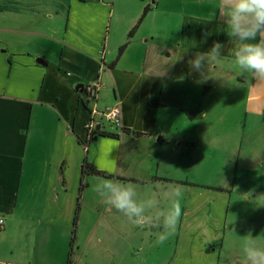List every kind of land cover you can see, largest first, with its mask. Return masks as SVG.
I'll list each match as a JSON object with an SVG mask.
<instances>
[{"label":"crops","instance_id":"0c3cea01","mask_svg":"<svg viewBox=\"0 0 264 264\" xmlns=\"http://www.w3.org/2000/svg\"><path fill=\"white\" fill-rule=\"evenodd\" d=\"M120 1L0 0V264H34L41 241L46 264H65L55 234L81 219L85 160L160 201L156 180L179 189L178 220L157 224L168 264H244L246 240L264 249V80L235 63L220 0ZM214 42L203 80L188 60ZM88 86L120 107L117 132L98 126L118 138L88 133L107 106Z\"/></svg>","mask_w":264,"mask_h":264},{"label":"rangeland","instance_id":"374dc122","mask_svg":"<svg viewBox=\"0 0 264 264\" xmlns=\"http://www.w3.org/2000/svg\"><path fill=\"white\" fill-rule=\"evenodd\" d=\"M117 3L120 5L119 10H127L129 8L124 6V3L120 0H117ZM99 97V104L105 105L106 103V109H111L110 103L105 101L103 95ZM165 100L171 99L166 97ZM99 111L103 110L99 109ZM101 123L106 130H111L112 132H117V129H120L106 120L101 121ZM104 141L117 143L113 139H104ZM105 148L106 146H104ZM88 162L90 163V161ZM146 163L149 164V161L146 160ZM112 166H115V169L118 168L120 173L128 169V167L119 164L118 161ZM128 171L136 175L137 171L142 170L137 162L134 161L133 166L129 167ZM97 177L94 175L93 178H90L89 182L91 185L89 189L83 188L84 193L82 194L85 195V200L78 225L76 223L75 226L62 227L59 233L55 234L58 238L60 249L63 248L65 250V264H168L173 250L167 245V240L171 237V234L165 235L162 244L156 243L160 236L158 233V222L168 216L171 211V201L179 202L178 197L172 198L167 193L165 186L168 183L156 180L157 188L166 192L161 197L163 200L160 201L158 199V191L155 193L150 190L145 195L141 188V181L129 180V184L136 187L138 201H155L154 206L146 211V216L150 217L149 222L143 228H139L130 223L121 213L111 208L104 198L96 192V186L105 181L104 178ZM147 181L151 182L148 186L154 184V179L152 178L147 179ZM42 244L43 241L39 242L34 264H46L45 258L39 254Z\"/></svg>","mask_w":264,"mask_h":264},{"label":"clouds","instance_id":"9594fccd","mask_svg":"<svg viewBox=\"0 0 264 264\" xmlns=\"http://www.w3.org/2000/svg\"><path fill=\"white\" fill-rule=\"evenodd\" d=\"M219 8L230 42L236 45L235 63L243 72L264 80V0H220ZM257 37H260L259 42H253ZM223 48L222 43L214 42L209 51L196 52L188 60L191 72L207 80V71L212 63H219ZM95 190L111 208L125 216L133 225L143 228L149 222L150 217L146 216V211L154 206L155 201H138L134 185L105 180ZM180 195L177 189L175 196ZM179 215L178 203H173L165 218V227H173ZM164 239L165 236L160 235L156 243L162 244ZM242 251L244 264H264V249L256 247L251 240L245 241Z\"/></svg>","mask_w":264,"mask_h":264},{"label":"built area","instance_id":"2783aa9c","mask_svg":"<svg viewBox=\"0 0 264 264\" xmlns=\"http://www.w3.org/2000/svg\"><path fill=\"white\" fill-rule=\"evenodd\" d=\"M86 94L91 97L95 103H97L99 89L97 86H88L86 89ZM106 120L107 122L114 125L116 128L122 127V119H121V109L119 106L111 107V109H107L105 111H99L94 108L91 112L90 121L86 125V129L90 135H93L96 128L101 126V121ZM4 226V218L0 214V229Z\"/></svg>","mask_w":264,"mask_h":264},{"label":"trees","instance_id":"16d2710c","mask_svg":"<svg viewBox=\"0 0 264 264\" xmlns=\"http://www.w3.org/2000/svg\"><path fill=\"white\" fill-rule=\"evenodd\" d=\"M149 11V7H146L144 10V15ZM135 28L129 33V36H133L134 32H135ZM127 47V44L123 45L119 52H118V58L120 56H122V54L124 53L125 49ZM115 65V63L111 64L110 66L113 67ZM99 135L102 136H107V137H111V138H118V135L116 134H112V133H107V132H100ZM94 137V134L92 135ZM91 136V137H92ZM83 174H91V175H97L100 176L102 175V172H100L99 170H97L95 168V166H93L92 164H90L87 160H85L84 164H83Z\"/></svg>","mask_w":264,"mask_h":264},{"label":"water","instance_id":"95a60500","mask_svg":"<svg viewBox=\"0 0 264 264\" xmlns=\"http://www.w3.org/2000/svg\"><path fill=\"white\" fill-rule=\"evenodd\" d=\"M38 62H39V63H43V62H42V61H40V60H39ZM80 88H82V89H83V88H84V86H83V85H81L80 87H78V88H77V90H79ZM99 129H100V127H97V128H96V131L94 132V137H95V139H97V137L99 136Z\"/></svg>","mask_w":264,"mask_h":264}]
</instances>
